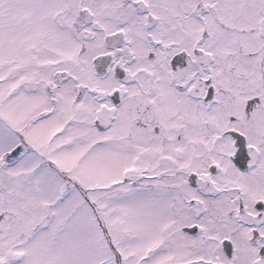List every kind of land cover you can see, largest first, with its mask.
Instances as JSON below:
<instances>
[{
	"label": "snow or ice",
	"instance_id": "1",
	"mask_svg": "<svg viewBox=\"0 0 264 264\" xmlns=\"http://www.w3.org/2000/svg\"><path fill=\"white\" fill-rule=\"evenodd\" d=\"M0 264H264V0H0Z\"/></svg>",
	"mask_w": 264,
	"mask_h": 264
}]
</instances>
